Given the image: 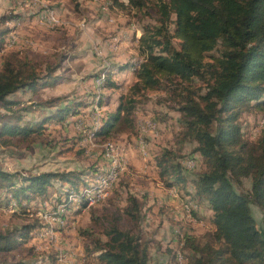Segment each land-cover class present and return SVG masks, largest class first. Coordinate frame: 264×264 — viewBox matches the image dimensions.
<instances>
[{
  "label": "rangeland",
  "instance_id": "rangeland-1",
  "mask_svg": "<svg viewBox=\"0 0 264 264\" xmlns=\"http://www.w3.org/2000/svg\"><path fill=\"white\" fill-rule=\"evenodd\" d=\"M126 1L119 0L124 4ZM56 4H61V8L56 9ZM110 4V0H0V21L5 17L8 20L0 29L14 31L8 32L6 42L0 45V69L4 56L17 51L39 62L42 70L49 63H59L61 67L55 75L65 78L57 86L35 94L20 92L11 97L17 105L12 107L13 112L0 108L7 116L0 119V132L5 123L35 125L55 115L57 107L88 104L79 107L77 115L71 113L63 122H48L41 134H34L28 140L9 138L12 144L5 145V139H0V168L7 172L26 176L82 172L78 189L52 180L47 196L34 203L40 206L41 211L37 212L32 211L33 208L23 210L15 200L8 204L12 194L9 196L5 189H0L1 230L33 223L37 218L46 224L32 232L11 259L26 264H97L86 259L89 258L86 241L79 230L91 229L96 235L101 234L92 216L106 222V216L112 217L116 209L126 205L129 194L140 202V228L149 243L154 264H188L189 250L182 252L183 241L180 240L185 234L205 240L213 230L212 212L207 203L196 201L190 183L203 170V160L193 154L194 142L182 141L181 115L174 94L167 89L146 92L138 101L134 130L124 131L118 127L119 131L115 130L107 138L95 136L107 113L115 111L119 96L127 94L136 81L133 75L114 76L113 81L120 88L106 89L108 73L116 71L118 66L123 69L129 62L131 72L138 70L143 57L138 51L139 39L136 43L133 36L140 34L141 38L145 27L156 25L158 19L154 10L130 13ZM43 10L53 14L54 25L39 22L38 16ZM118 44H123L125 49L115 48ZM175 46L180 48L178 41ZM218 55L215 51L208 55V60ZM57 98H63L56 103L57 107H41L47 100ZM239 123L245 139L264 140V111L246 112ZM111 147L113 152L108 159L106 153ZM165 150L176 154L175 162H180L183 173L189 177L184 189L166 188L160 177L156 159ZM111 167L120 170L108 181L105 172ZM250 188V179L236 185L239 191ZM104 190L105 194L98 199L96 192L102 195ZM69 206L74 207L70 212ZM61 211L64 222L57 223L54 216ZM252 212L264 233L263 214L255 206ZM129 226L127 222L120 224L123 230ZM62 253L65 254L63 262Z\"/></svg>",
  "mask_w": 264,
  "mask_h": 264
},
{
  "label": "trees",
  "instance_id": "trees-1",
  "mask_svg": "<svg viewBox=\"0 0 264 264\" xmlns=\"http://www.w3.org/2000/svg\"><path fill=\"white\" fill-rule=\"evenodd\" d=\"M110 1L113 8L130 13L154 10L158 19L156 25L145 27L139 39L138 51L143 62L134 71L135 83L127 94L119 96L118 106L107 113L95 136L107 138L118 127L134 130L138 101L146 92L167 89L174 94L181 115L182 141L195 143L193 154L199 155L204 165L190 181L194 197L198 203H207L212 212L213 230L205 240L190 234L180 240L182 252L189 250L188 264H264V233L252 212L255 206L264 216V140L245 139L239 123L246 112L264 111V0H128V5ZM6 19L0 21V26L7 23ZM8 32L14 31L0 29V45L6 42ZM215 51L219 55L208 60V55ZM41 67L21 52L4 56L0 108L13 112L12 107L17 104L10 98L14 95L35 94L65 79L55 75L61 67L59 63H49L45 70ZM122 68L118 66L108 73L106 89L120 88L113 77L121 70H131L130 62ZM62 101L63 98L50 99L41 107L50 108ZM82 105L56 106L55 115L48 114L35 125L5 123L0 139H5V145L12 144L9 138L28 140L41 134L48 122H63L71 113L77 115ZM6 117L0 112L1 120ZM176 158L174 152L165 150L156 159V165L166 188L184 189L189 177L183 173L180 162H175ZM81 175L82 172L71 171L26 176L0 168V189L12 194L8 204L15 200L23 210L36 208L32 211L37 212L41 209L34 203L47 196L52 180L78 189ZM244 179L251 180V188L237 190L236 185ZM73 208L69 206V212ZM105 219L103 222L92 216L95 226L101 228L99 235L91 229L79 230L86 241L87 260L97 264H154L149 243L142 236V211L137 197L129 194L126 205ZM123 222L130 225L125 230L120 227ZM44 225L37 218L21 227L0 229V264H26L10 256Z\"/></svg>",
  "mask_w": 264,
  "mask_h": 264
},
{
  "label": "built area",
  "instance_id": "built-area-1",
  "mask_svg": "<svg viewBox=\"0 0 264 264\" xmlns=\"http://www.w3.org/2000/svg\"><path fill=\"white\" fill-rule=\"evenodd\" d=\"M129 4V1L127 2L126 1V5H128ZM38 20H39V22H46V23H50V24H53L54 25V19H53V14H48V13H46V12H44V11H42V13L38 16ZM140 66V65H139ZM138 66V67H139ZM152 127V126H151ZM112 151H113V149L111 148V151H109L108 153H106V157L109 159V154H111L112 153ZM117 170H119V169H115L114 167H111V169H109L107 172H105V173H108V181H109V179H110V177H112L114 174H115V172L117 171ZM107 183V182H106ZM105 194V190H104V193L100 196V197H102L103 195ZM99 197V198H100ZM64 210V208L62 209V211ZM62 211L61 212H59V213H57L55 216H54V220H56L57 221V223L59 222V221H63V219H62ZM46 235H47V233H46ZM63 255H65V254H63L62 253V262H63Z\"/></svg>",
  "mask_w": 264,
  "mask_h": 264
},
{
  "label": "crops",
  "instance_id": "crops-1",
  "mask_svg": "<svg viewBox=\"0 0 264 264\" xmlns=\"http://www.w3.org/2000/svg\"><path fill=\"white\" fill-rule=\"evenodd\" d=\"M80 1L82 2V0H80ZM60 5H61V4H56V6H55L56 9L61 8ZM46 7H47V6H46ZM53 9H54V8H53ZM56 9H55V10H56ZM56 12H57V10H56ZM57 13H58V12H57ZM134 34H135V33H134ZM139 35H140V34H138V35H136V36H135V35L133 36V37H134V42H136V43L138 42V39H140V37H138ZM115 39H117V38H115ZM118 40H119V39H118ZM136 40H137V41H136ZM113 43H115V42H112V44H113ZM123 44H124V43H123ZM123 44H122V45H123ZM122 45L120 46V44H118V45H116L115 48H118V49H119V48L125 49V48H123ZM112 47H113V45H112ZM118 51H119V50H118ZM119 67H121V66H119ZM132 72H133V71H132ZM132 72H131V70L125 69V70H121V71H120L117 75H115V76H118V75H120L121 77H123V76H127V77H129V75H133V76H135V73H134V72L132 73ZM64 80H65V79H64ZM64 80H63V81H64ZM63 81H61V83H62Z\"/></svg>",
  "mask_w": 264,
  "mask_h": 264
},
{
  "label": "bare ground",
  "instance_id": "bare-ground-1",
  "mask_svg": "<svg viewBox=\"0 0 264 264\" xmlns=\"http://www.w3.org/2000/svg\"><path fill=\"white\" fill-rule=\"evenodd\" d=\"M43 11L45 12V10H43ZM152 128H153V127H152ZM111 148H112V147H111ZM112 149H113V148H112ZM110 151H111V150H110ZM112 152H113V151H112ZM107 153H108V152H107ZM111 154H112V153H111ZM109 155H110V154H109ZM114 168H115V167H114ZM115 169H116V168H115ZM119 170H120V169H119ZM117 171H118V170H117ZM114 175H115V174H114ZM114 175H113V176H114ZM110 178H111V177H110ZM115 180H116V179H115ZM105 185H106V184H105ZM99 191H101V190H99ZM99 191L96 192V195H98V199L101 198V197H100L101 195H99V193H100ZM92 192H93V191H92ZM88 197H91V196H88ZM99 197H100V198H99ZM91 198H92V197H91ZM93 198H94V196H93ZM95 198H97V197H95ZM95 202H96V201H95ZM59 222H64V221H59Z\"/></svg>",
  "mask_w": 264,
  "mask_h": 264
}]
</instances>
